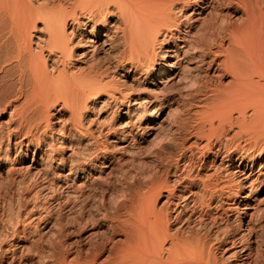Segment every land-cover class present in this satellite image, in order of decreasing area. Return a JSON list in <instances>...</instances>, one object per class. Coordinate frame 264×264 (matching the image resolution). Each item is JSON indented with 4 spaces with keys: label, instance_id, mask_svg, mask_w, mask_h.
<instances>
[{
    "label": "bare ground",
    "instance_id": "1",
    "mask_svg": "<svg viewBox=\"0 0 264 264\" xmlns=\"http://www.w3.org/2000/svg\"><path fill=\"white\" fill-rule=\"evenodd\" d=\"M153 75L142 96L127 83ZM167 101L176 106L163 113ZM95 103L118 120L103 139L83 128ZM3 113L0 148L12 131L34 148L30 162L51 150L56 185L74 200L117 155L150 145L167 164L128 170L115 197L95 194L81 220L101 231L75 250L58 241L49 264H264V0H0ZM64 115L81 144L68 158L39 143ZM16 221L2 222L13 241L0 250L38 264Z\"/></svg>",
    "mask_w": 264,
    "mask_h": 264
},
{
    "label": "rangeland",
    "instance_id": "2",
    "mask_svg": "<svg viewBox=\"0 0 264 264\" xmlns=\"http://www.w3.org/2000/svg\"><path fill=\"white\" fill-rule=\"evenodd\" d=\"M101 56L104 57L105 55L100 52L99 57ZM153 78H154V75L143 77L137 81L129 79L127 80V83L133 87L134 92L133 91L132 92L135 93V95L142 96L144 95V93H146L145 91H148V87H147L148 81L150 82ZM142 92L144 93L141 94ZM175 96L176 94L175 95L172 94L170 98L175 97ZM175 106L176 105L172 104L171 101L165 102L163 105V108H164L163 113L166 112L169 108L174 109ZM163 113H162V116L164 115ZM84 115H83V122H84L83 128L87 127L91 129L93 135L95 134L94 136L100 137L101 139L109 137L110 135V130L107 131L104 128H108L114 123H118L117 116L115 113V108H114V105L112 104L105 106V105H98L95 103V106H93L92 108L90 107L89 110L84 113ZM7 118H8V113H3L2 116H0V125H3L4 127L3 131L4 130L8 131L9 129L8 128L9 125L3 122ZM59 118L61 120H59L58 122L57 120L53 119L52 121L53 122L52 125L54 126L53 129L49 130L47 132V135H45V137H43L44 136L43 135L41 139L39 140V143H40L41 149H43L44 147L45 148L51 147V148L58 149V150L63 149L65 151L64 156L67 157V156H70V154H72L71 153L72 151L78 150L81 144H80V140L78 141L79 138L77 136H73L71 132H67V130L64 129V128H67L69 125L68 120H66L67 118L66 115L61 116ZM164 125H166L165 122L161 124L162 128H164L163 130H165L166 132L169 131L170 129H168ZM5 127L7 129H5ZM55 128H58L59 130L58 129L55 130ZM11 132H6L8 134L7 135L5 134V136H7L8 139L4 140L3 142L4 145L8 144V146L4 147L3 145L2 149L0 148V158H1V157H5L4 153L6 152V148L11 147V151L9 152V155L6 157L7 158L6 162L4 161L2 167H0V239L3 244V248H7L6 244L12 242L13 240H11L10 236L9 238H6L4 236L5 233L6 235L10 233L4 230V228L2 227V224L9 220L12 221L13 223H15L16 220L18 222L19 220H21L20 222L22 223V225L25 224L24 226H20L21 223L20 222L17 223V221H16V224H14V226L17 228V232L15 233L16 238L18 237L23 240L22 241L23 248H24L23 254L26 253L27 250L29 249L33 250V252L39 258L38 264H49L48 262L49 259L46 257H48L49 255L48 252L50 251L51 246L54 244H57L58 241L63 243L65 247H70L72 250H75L79 248L80 246L82 247L85 244V242L89 241L98 232L101 231V229L97 225L92 224L94 220L92 222L90 220L86 222L84 220H81V216H86L88 212H92V213L96 212L95 211L96 206L95 208L91 207V209H89V207L92 206L91 204L93 203H95V205L98 204L99 202L98 198L102 197L103 195L104 197H109L110 195H111L110 197H113V196L115 197L116 195H113V194L116 191L118 192L121 186L124 185L123 183L125 180H122L124 179L122 178V176H124V174L126 176L129 174L125 172H128V170H131V169L133 171L135 170L134 173H132L133 171H129L130 172L129 175L132 176L136 174V170L137 171H144V170L152 171L154 169H157L155 167L164 168L167 166V164L165 163L161 164L158 162L157 157L155 156V154H153V151H152L153 148L151 150L150 145H146V147L142 148V150L139 153L130 155L128 159L127 157L123 158L122 156L117 155L112 158V161L110 164L111 173L108 176H106L107 178L104 177V179H101V181L94 180L93 185L91 184L90 185L88 184L89 186L87 185L86 187L87 195L85 194L84 196L87 198L89 197L88 199L90 201L86 199L87 201L85 202L84 196L80 197L79 199L74 200L72 195L67 196L66 195L67 193L65 192V190L59 187L58 184L56 185L57 182H55L56 180H55V177L53 176L56 170L55 169L56 165L51 163L52 151L51 150H49L48 152L46 151V153H44L46 156L40 153L39 154L40 157L39 155H37V162H34V163L30 162L31 157L34 153V148L31 146L26 147V144L24 143H28L27 142L28 140L22 139L20 138V136H15V134H10ZM7 137H4V138H7ZM17 141H20V142H17ZM52 142L53 144H51ZM164 143H165L164 147L166 151H173V146L170 143H166V142ZM47 144H48V147L46 146ZM53 155L55 154L53 153ZM131 157L132 158L134 157V158L132 159ZM34 158H36V156H34ZM129 159L132 161H130ZM219 160L220 159H218L217 161ZM46 162H49V163H46ZM127 162L130 164V166ZM45 163L47 165H45ZM140 163H142V165ZM48 165L49 167L52 168L50 169L53 171L49 170V167H46ZM10 168L16 169L14 170L15 172L11 171ZM139 168H141L142 170H139ZM128 177L129 176L125 177V179H127ZM80 181L82 182L83 180H80ZM82 183L84 184V181ZM112 187H115L118 190L114 192L115 188H112ZM88 192L90 193V196ZM109 192H111L110 195H109ZM91 194H93V197H91ZM95 194L96 195L98 194L97 195L98 198H96V200L94 198ZM90 197L94 199H91ZM104 199L105 201L107 200V202L110 200V198L109 200L108 198H104ZM110 201H112V199ZM89 202H90V205H89ZM219 204L221 206H224L225 202L220 201ZM219 206L218 208H220ZM81 208L83 210H81ZM218 208L215 207V209L213 208L211 209V211L213 210V212L214 211L220 212L221 209L218 210ZM90 210H93V211H90ZM74 218L75 220H73ZM12 219H15V221ZM233 220L234 218L227 217L226 220L224 221L227 223H230ZM83 222L86 224H83ZM207 223H206L207 227L208 225L210 227L213 224L210 219ZM18 224H19V228H18ZM79 229H82V230H79ZM96 231L98 232L96 233ZM1 234H4V235H1ZM52 240H54L55 242ZM27 246L29 247V249L26 248ZM25 248H26V251H25ZM34 249L36 252L34 251ZM2 251L3 250L1 249L0 250V264H10L11 258H13L12 252L5 253ZM13 264H16V263H13Z\"/></svg>",
    "mask_w": 264,
    "mask_h": 264
}]
</instances>
